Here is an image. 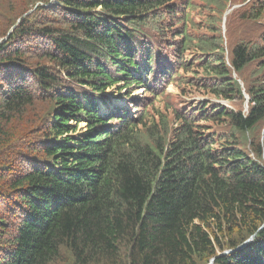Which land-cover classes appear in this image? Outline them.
Instances as JSON below:
<instances>
[{
	"label": "trees",
	"instance_id": "16d2710c",
	"mask_svg": "<svg viewBox=\"0 0 264 264\" xmlns=\"http://www.w3.org/2000/svg\"><path fill=\"white\" fill-rule=\"evenodd\" d=\"M178 1L0 0V264H264V30L189 63ZM194 66L190 85L246 109L141 129L131 88Z\"/></svg>",
	"mask_w": 264,
	"mask_h": 264
},
{
	"label": "rangeland",
	"instance_id": "374dc122",
	"mask_svg": "<svg viewBox=\"0 0 264 264\" xmlns=\"http://www.w3.org/2000/svg\"><path fill=\"white\" fill-rule=\"evenodd\" d=\"M254 0H218L215 3V7L208 0H185L178 1L175 6L179 11H187L189 18V35L196 40V42L190 45V48L185 54V58L189 59V63H192L198 59L207 58L202 55L199 41L219 39L220 54L223 55L225 60L230 59V53L233 47L241 41L247 42L257 39L259 33L264 30V21L252 19L248 21L249 11L251 9ZM224 4V6L222 5ZM214 21V27L211 26V22ZM256 24H259L257 26ZM194 71L179 70L181 78L168 82H159L160 90L164 92L159 95L160 92L156 91V94L149 97V94L144 91V84L147 82L145 76L142 77L144 84L131 88L130 96L132 98L140 99L142 108L149 103L145 110L150 112L146 125L141 129L147 130V127L154 121L157 126H163L160 122L161 118L158 116V112L162 114V119L168 124L169 130L175 125L178 115H185L188 112H194L190 110L192 106L203 107L207 101L211 104H222L228 108L234 107L235 109H246V105L240 102L238 99H220L214 95L213 92L203 88H199L195 85H190L189 80L192 74L200 75V71L197 70V66H194ZM256 68V64H250L249 69L244 70L243 77L248 75L249 71H253ZM233 77L238 79L241 83V76L233 74ZM250 78V77H249ZM158 84L152 82L151 87ZM124 92V91H123ZM106 94L112 96L116 94L114 88L106 90ZM132 103V101H130ZM129 105V104H128ZM137 105L134 104L133 107ZM132 113V118L136 121L139 118V110L133 112L134 108L131 104L128 106ZM141 108V109H142ZM138 109V108H137ZM159 110V111H158ZM209 123V122H208ZM214 128L219 130H225L221 125H214ZM78 129H84V124H80ZM226 132V131H222Z\"/></svg>",
	"mask_w": 264,
	"mask_h": 264
}]
</instances>
